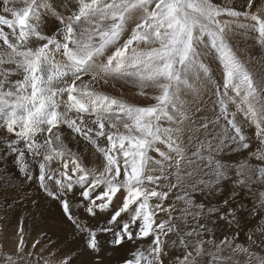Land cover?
<instances>
[{
    "label": "snow or ice",
    "instance_id": "6c2138e0",
    "mask_svg": "<svg viewBox=\"0 0 264 264\" xmlns=\"http://www.w3.org/2000/svg\"><path fill=\"white\" fill-rule=\"evenodd\" d=\"M0 5L14 17L0 15V41L6 45L0 52V188L19 196L25 185L35 184L57 201L73 234L92 255L91 264H106L107 247L130 251L122 264H202L205 256L210 257L207 264H240L233 260L237 254L247 257L244 264L253 259L264 264V256L252 252L251 245L236 243L243 205L234 204L237 188L251 192L254 185L264 187V80L257 83L247 60L230 43L234 28L244 27L235 22L245 19L253 22L264 46V0H245L240 11L213 0H26L19 10L9 0ZM69 6L75 10L63 15ZM50 20L62 27L45 35ZM213 58L223 69L215 87L219 110L214 118H204L200 130L205 138L187 157L182 147L187 107L179 93L190 89L193 80L211 81L206 60ZM114 79L133 81L141 96H147L146 89L158 90L155 103L137 106L102 91L114 87ZM229 104L235 111H229ZM237 113L255 126V151ZM161 121L177 126L162 127ZM77 138L96 150L94 157H102L95 167H87L65 143ZM157 143L175 156L160 151ZM244 151L262 164L233 165L218 158ZM55 162L62 170L53 169ZM201 166L208 169L203 173L208 178L193 179ZM228 181L232 194L219 204L197 203V193L214 196ZM76 192L78 198L70 199ZM170 194L184 205L180 217H172L174 204L164 207ZM31 196H5L0 206L10 209L28 199L36 205ZM257 200L248 211L264 215V191ZM159 213L168 219L158 220ZM188 217L195 226L179 229L175 221L187 224ZM217 222L229 227L231 239L216 242L207 224ZM18 231L17 250L22 252L23 228ZM180 232L183 251L172 261L162 237ZM149 238L150 246L141 248ZM226 251L229 255H222ZM75 255L64 256L59 264H73ZM7 259L11 264L12 257Z\"/></svg>",
    "mask_w": 264,
    "mask_h": 264
},
{
    "label": "rangeland",
    "instance_id": "374dc122",
    "mask_svg": "<svg viewBox=\"0 0 264 264\" xmlns=\"http://www.w3.org/2000/svg\"><path fill=\"white\" fill-rule=\"evenodd\" d=\"M244 2L245 0H213V3H220L222 6L224 4H228L229 6H235L238 11L243 10L241 6L244 4ZM25 4L26 0H12L9 2V6L15 7L17 8V10L23 8ZM1 8L2 5H0V9ZM74 10L75 9H72L66 12V10L63 9L61 10V12H63V15L67 16L71 15L72 11ZM252 11H255V8H253ZM0 12L2 13V15H6L7 19H14L11 14H4L2 10H0ZM235 23L236 25H244V27L237 26L234 28V33L231 36L230 43L232 44L234 51H236L240 56L247 60L249 67L253 73V76L256 78L257 83H259V81L264 80V46L261 45V37L259 36L257 31L253 30V22L251 20L240 19L237 20ZM59 27H62V25H59L58 21L50 20L49 23L46 25L44 34L51 35L55 31H57ZM5 50L6 45H3V42L0 41V52H3ZM57 59L59 60L61 59V57L57 55ZM206 62L209 64V73L206 75L211 76V81H207L206 77L199 80H193L190 89L185 90L184 88H181V91L179 93L181 99L185 101L187 107L188 119H185L184 121L182 137V147L186 150L187 157H191L192 152L197 149L199 142L205 138V133L200 130V124L204 121V118H214L213 113L218 112L219 110V106L216 103L217 96L215 94V87L217 84L221 83V76L223 72L222 65L215 58H213L211 62H208L207 60ZM5 67H7V65H5ZM18 78V75L11 77V79ZM112 83L114 84V87H107L102 89V91H105L106 93L113 96L122 97L129 103L135 104L137 106H150L154 104L155 100L153 99V97L159 94L158 90L146 89L148 93L147 96H141L139 94L140 89L131 80L114 79L112 80ZM229 111H235V106L229 104ZM237 121L243 126L245 134L253 138L252 150L255 151V126L250 124L249 121L240 113H237ZM161 124L162 127L175 128L177 126L175 123H170L168 121H161ZM63 131L65 135L68 134V130L66 129V127L63 128ZM217 131H219V129H217ZM2 132L3 129H0V133ZM65 143L67 144L68 148L71 147L70 149H73L74 152H77V154L81 156L83 162L89 168L96 166L97 159H102V157H99L98 154L95 157L92 155L93 153H95L96 150L90 145H87V142L83 141L82 138H77L75 141L66 140ZM156 147L159 148L160 151L165 152L168 155L175 156V153H173L165 144L157 143ZM149 154L154 156L156 159H161V157L155 152H150ZM218 158H223V160H225L227 163L233 165L245 161L253 165L262 164V162L258 161L255 157H249L247 151H244L239 154L229 153L227 156L221 154V156ZM69 167L71 168V164L69 165ZM201 167L202 171H200L198 175L194 176L193 179L208 178L207 176L203 175V173L207 172L208 169L203 168V166ZM53 169L62 170L60 162H55L53 164ZM229 174L234 175V171L230 172ZM191 182L192 181H188V183ZM164 184L166 186L167 181H164ZM222 187L223 191L221 193H217L216 195L211 197L197 193L195 197L197 203L203 202L205 204H208L209 206L219 204L223 198H227L229 195L232 194V189L234 186L231 181H228L225 182ZM17 188H19V184H17ZM236 190L240 194L238 197H236L234 204L243 205V212L241 214V234L236 243L244 244L245 247L251 245L250 250L252 252L257 253L259 256H264V233L260 231V228L264 226V215H261L259 211L256 215H252L248 211L253 207L254 204L258 205L257 196L259 192L264 191V187L254 185L251 192L247 189L237 188ZM25 193H31V198L36 199L37 202L39 198H35V196L38 194H43L35 184H31L25 185L22 191L19 192V196H17V194L14 192H5L3 189H1L0 201H3L5 196H16L19 200L20 197L24 196ZM78 196L79 193L76 192L75 196H71L70 199H76L74 197ZM46 198L50 201L52 200L50 197ZM209 199L211 200V204H209ZM169 203L174 204L175 208L177 209V211L172 213V217H180V209L184 207L183 203L177 202L175 200V196L171 194L169 199L164 202V207H167ZM36 206L37 204L33 205L30 202V199L24 200L22 204H15L13 205V208L10 209L7 208V204H3V206H0V214L3 216V221L1 222V224H3L2 228L4 231L7 232L14 225L16 227V223H14L15 220H12L11 218V212L13 210L23 212V215L20 216V222L24 225L22 234L24 240L23 251L20 252L17 249H15L14 252L13 250L12 252L1 250L0 264H10L7 259V256L12 257L11 264H59L60 260H58L57 256L62 255L61 258L63 259L64 256L73 252L76 253L73 258V264H91V261L93 259L92 255L88 251L84 250L82 239L79 236L73 234V226L62 213L59 203L53 204L54 207L49 209V212L51 210V212H53L55 214L54 216L56 217H49L47 219V221L50 223V227H57L42 229L43 231H41L40 236L36 237L35 234L39 232L40 224L42 222L40 220L38 221L34 217V213H36L35 211H29L30 208L37 210ZM79 211L82 219H88L84 215L83 210ZM163 219H168V217L164 213H159L158 220ZM212 219H215V217H212ZM63 222L65 223L63 224ZM90 222L96 223L95 220H92ZM175 222L178 225V228L183 229V231H188L190 227L195 226V221L191 217L187 218V224L183 223L181 220L178 219ZM207 227L212 230V237H214L217 243L224 236H228L229 239H231L232 231L223 222H217L216 224L208 223ZM182 234V232H180L179 234L170 233V239L167 237H162V239L168 246L167 251L172 261H175L176 257L180 256L183 251V246L179 243V239ZM57 236L60 239H63L64 237L63 240L65 241H58L60 239ZM249 236H251V240L248 239ZM209 238L211 237L208 235L204 236L205 240H208ZM38 240L40 241V243H36ZM173 241H176V243L173 244ZM60 243H64L65 245H63V247H58ZM150 243L151 240L149 238L143 241L140 246L141 248H147L150 246ZM17 245L14 248H16ZM39 245H41L42 247V249L40 248V250ZM131 248L132 245L129 246V249ZM222 255L227 256L229 255V252L226 251L222 253ZM128 256H130V251L128 249H112L110 247H107L104 252L106 264H122L123 258ZM209 259L210 257L205 256L202 260V264H207V261ZM233 260L239 261L240 264H244V262L247 260V257L244 254H237L233 256ZM251 264H256V260L253 259Z\"/></svg>",
    "mask_w": 264,
    "mask_h": 264
},
{
    "label": "bare ground",
    "instance_id": "6f19581e",
    "mask_svg": "<svg viewBox=\"0 0 264 264\" xmlns=\"http://www.w3.org/2000/svg\"><path fill=\"white\" fill-rule=\"evenodd\" d=\"M77 2V0H73V3H76ZM2 9V8H1ZM73 8H71L70 6H69V9L67 8V9H64V10H66V12L68 11V10H72ZM63 10V9H62ZM244 23V22H243ZM71 144H72V142H71ZM81 145V144H80ZM73 146V145H72ZM82 146V145H81ZM79 147V146H78ZM71 148V147H70ZM73 150V149H72ZM94 167V166H93ZM2 188H0V190H1ZM75 196V195H74ZM36 197H38L39 198V200H38V202H37V206H36V208H37V210L36 209H31L30 208V210L29 211H35L36 213H34V217L39 221H41L42 223L40 224V229H39V227H38V229H39V232L37 233V234H35L36 235V237L38 236H40V234H41V231H43L42 229H48V228H55V227H57V226H53V227H50V223L47 221V219L49 218V217H56V216H54L55 214L53 213V212H51V210H50V212H49V209H51V208H53L54 206H53V204H58V202L57 201H55V200H48L43 194H38V195H36L35 196V198ZM74 198H78V197H74ZM47 204H49V205H47ZM50 207V208H49ZM13 208V207H12ZM58 208V207H57ZM15 209V208H14ZM13 210V209H12ZM0 213H1V211H0ZM5 213V212H4ZM21 215H23V212H21V211H18V210H13L12 212H11V218H12V220H15V222L14 223H16V227H15V225L14 226H12L7 232L6 231H4L3 230V228H2V226H3V224H1V222L3 221V216L0 214V251L1 250H3V251H8V252H12V250H13V252H14V250L15 249H17V247L16 248H14L17 244H18V242H19V240H20V238H21V233L18 231V229L19 228H24L23 226V223H21L20 222V216ZM33 216V215H32ZM27 217V216H26ZM10 219V218H9ZM50 219H52V218H50ZM10 221V220H9ZM9 221H6V222H9ZM26 221V220H25ZM11 222V221H10ZM22 222H24V221H22ZM51 222V221H50ZM4 223V222H3ZM12 223V222H11ZM65 222H63V224H64ZM66 223H67V221H66ZM25 224V223H24ZM28 224H29V222H28ZM5 225V224H4ZM18 227V228H17ZM60 229V228H59ZM53 234H56V233H53ZM59 236V235H58ZM57 236V237H58ZM60 237V236H59ZM58 237V238H59ZM55 239V238H54ZM60 239V238H59ZM63 239H64V237H63ZM63 239H60V240H58V241H60V242H64L65 240H63ZM43 245V244H42ZM63 245H65L64 243H60L59 245H58V247L60 246V247H63ZM45 246V245H44ZM40 248L42 249V247H41V245H39V250H40ZM37 250H38V248H37ZM50 250V249H49ZM62 256V255H61ZM61 256H57V258H58V260H61L62 258H61ZM54 258H55V256H54Z\"/></svg>",
    "mask_w": 264,
    "mask_h": 264
},
{
    "label": "crops",
    "instance_id": "0c3cea01",
    "mask_svg": "<svg viewBox=\"0 0 264 264\" xmlns=\"http://www.w3.org/2000/svg\"><path fill=\"white\" fill-rule=\"evenodd\" d=\"M77 3H78V0H77ZM63 13V12H62ZM64 13H66V12H64Z\"/></svg>",
    "mask_w": 264,
    "mask_h": 264
}]
</instances>
